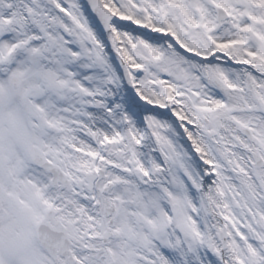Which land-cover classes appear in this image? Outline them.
Instances as JSON below:
<instances>
[{"label":"snow or ice","instance_id":"6c2138e0","mask_svg":"<svg viewBox=\"0 0 264 264\" xmlns=\"http://www.w3.org/2000/svg\"><path fill=\"white\" fill-rule=\"evenodd\" d=\"M0 264H264V0H0Z\"/></svg>","mask_w":264,"mask_h":264}]
</instances>
